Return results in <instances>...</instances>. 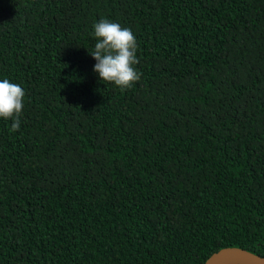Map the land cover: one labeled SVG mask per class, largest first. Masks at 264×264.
I'll list each match as a JSON object with an SVG mask.
<instances>
[{
    "label": "trees",
    "instance_id": "1",
    "mask_svg": "<svg viewBox=\"0 0 264 264\" xmlns=\"http://www.w3.org/2000/svg\"><path fill=\"white\" fill-rule=\"evenodd\" d=\"M130 28L140 80L102 82L93 25ZM0 264L264 257V0H0Z\"/></svg>",
    "mask_w": 264,
    "mask_h": 264
},
{
    "label": "clouds",
    "instance_id": "2",
    "mask_svg": "<svg viewBox=\"0 0 264 264\" xmlns=\"http://www.w3.org/2000/svg\"><path fill=\"white\" fill-rule=\"evenodd\" d=\"M93 27L97 42L89 54L96 61L94 72L102 82L114 84L121 91L131 89L142 75L134 67L139 60L133 32L106 18ZM24 99L25 91L21 85L8 79L0 80V119L13 122L10 128L12 133L19 130Z\"/></svg>",
    "mask_w": 264,
    "mask_h": 264
},
{
    "label": "water",
    "instance_id": "3",
    "mask_svg": "<svg viewBox=\"0 0 264 264\" xmlns=\"http://www.w3.org/2000/svg\"><path fill=\"white\" fill-rule=\"evenodd\" d=\"M203 264H264V257L240 247L229 246L212 253Z\"/></svg>",
    "mask_w": 264,
    "mask_h": 264
}]
</instances>
